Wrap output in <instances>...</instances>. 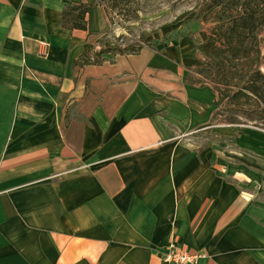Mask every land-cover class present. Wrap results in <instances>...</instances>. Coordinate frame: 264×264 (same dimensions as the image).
<instances>
[{
  "label": "crops",
  "instance_id": "crops-1",
  "mask_svg": "<svg viewBox=\"0 0 264 264\" xmlns=\"http://www.w3.org/2000/svg\"><path fill=\"white\" fill-rule=\"evenodd\" d=\"M67 1L0 0V264H169L170 243L264 264V203L228 181L220 141L264 162V133L214 126L176 50L98 59L103 8L70 30Z\"/></svg>",
  "mask_w": 264,
  "mask_h": 264
},
{
  "label": "trees",
  "instance_id": "trees-1",
  "mask_svg": "<svg viewBox=\"0 0 264 264\" xmlns=\"http://www.w3.org/2000/svg\"><path fill=\"white\" fill-rule=\"evenodd\" d=\"M92 1H67L62 25L70 30H86V16L94 5L101 6L110 21L117 13L124 22L132 21L144 0ZM198 14H203V21L214 23L208 38L214 46L188 70L187 83L213 89V119L219 117L220 124H253L259 129L261 124L264 131V0H202Z\"/></svg>",
  "mask_w": 264,
  "mask_h": 264
},
{
  "label": "rangeland",
  "instance_id": "rangeland-1",
  "mask_svg": "<svg viewBox=\"0 0 264 264\" xmlns=\"http://www.w3.org/2000/svg\"><path fill=\"white\" fill-rule=\"evenodd\" d=\"M201 2L202 0H144L140 2L137 18L132 21L124 22L123 17L118 13L112 15L111 21L106 16L109 28L95 45L100 46L99 48L103 51L101 54L112 53V55L135 54L144 48L156 53H163L168 49L176 50L178 61L181 60L179 68L183 69L186 81L188 70L203 60L205 54L214 46V42L208 41L210 29L214 23L203 21V14H198ZM126 10H122L121 13L124 14ZM262 55L264 56V45ZM261 71L264 73V65ZM213 107L214 113L216 107L215 105ZM212 121L214 126H223L218 122L219 117L213 119L212 115ZM224 126L239 130L235 133L236 136L246 130L264 133L261 130L263 128L261 124L258 125L261 129L254 127L253 124ZM196 137L194 141L203 146L220 140L214 138L209 130L198 133ZM230 140L235 143V139L220 140L226 144V147L221 149L223 159L239 172H236L237 175L229 178L228 181L232 182L239 191L251 194L255 201L264 203V162L255 159L250 151L236 149Z\"/></svg>",
  "mask_w": 264,
  "mask_h": 264
},
{
  "label": "built area",
  "instance_id": "built-area-1",
  "mask_svg": "<svg viewBox=\"0 0 264 264\" xmlns=\"http://www.w3.org/2000/svg\"><path fill=\"white\" fill-rule=\"evenodd\" d=\"M96 54L100 55L103 51L98 45H94ZM100 49V51H99ZM88 59L91 60V56H88ZM208 256L204 253L201 254H190L184 251L180 246L175 243H170L167 245L165 250L163 251V261L169 264H195L199 259H205Z\"/></svg>",
  "mask_w": 264,
  "mask_h": 264
}]
</instances>
